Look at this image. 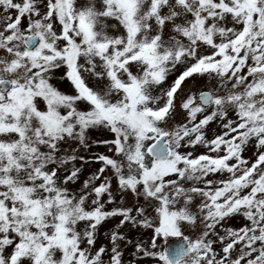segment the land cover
<instances>
[{"label": "snow or ice", "instance_id": "snow-or-ice-1", "mask_svg": "<svg viewBox=\"0 0 264 264\" xmlns=\"http://www.w3.org/2000/svg\"><path fill=\"white\" fill-rule=\"evenodd\" d=\"M0 264H264V0H0Z\"/></svg>", "mask_w": 264, "mask_h": 264}, {"label": "water", "instance_id": "water-1", "mask_svg": "<svg viewBox=\"0 0 264 264\" xmlns=\"http://www.w3.org/2000/svg\"><path fill=\"white\" fill-rule=\"evenodd\" d=\"M180 243V240H179V238H170L169 239V244L170 245H172V246H176V245H178Z\"/></svg>", "mask_w": 264, "mask_h": 264}, {"label": "rangeland", "instance_id": "rangeland-1", "mask_svg": "<svg viewBox=\"0 0 264 264\" xmlns=\"http://www.w3.org/2000/svg\"><path fill=\"white\" fill-rule=\"evenodd\" d=\"M162 242V241H161ZM163 243V242H162Z\"/></svg>", "mask_w": 264, "mask_h": 264}, {"label": "flooded vegetation", "instance_id": "flooded-vegetation-1", "mask_svg": "<svg viewBox=\"0 0 264 264\" xmlns=\"http://www.w3.org/2000/svg\"><path fill=\"white\" fill-rule=\"evenodd\" d=\"M162 243V242H161Z\"/></svg>", "mask_w": 264, "mask_h": 264}]
</instances>
